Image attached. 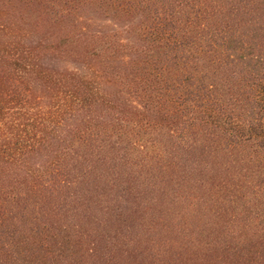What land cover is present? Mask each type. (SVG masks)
Masks as SVG:
<instances>
[{
  "label": "trees",
  "instance_id": "16d2710c",
  "mask_svg": "<svg viewBox=\"0 0 264 264\" xmlns=\"http://www.w3.org/2000/svg\"><path fill=\"white\" fill-rule=\"evenodd\" d=\"M53 2L0 8V264H264V0Z\"/></svg>",
  "mask_w": 264,
  "mask_h": 264
},
{
  "label": "rangeland",
  "instance_id": "374dc122",
  "mask_svg": "<svg viewBox=\"0 0 264 264\" xmlns=\"http://www.w3.org/2000/svg\"><path fill=\"white\" fill-rule=\"evenodd\" d=\"M54 4L56 5L53 0H0L1 10L4 11V9H6L9 18L13 21L15 20L16 24L22 29V31H26L28 35L29 33L33 32L32 28H36V33L33 34V39H36L38 36H44L43 38H47L48 36L52 42L55 41L54 35L56 33V31L51 27L55 17L53 13L47 14V11H52V9H55ZM88 14L91 13L88 9H86L82 16L84 17ZM99 19H103L102 22L105 24H108L110 21L106 16H100ZM99 23L101 22L99 21ZM105 24L101 25V31L105 32L108 30V25ZM67 43L75 52H80L82 50L78 45H76L75 41H72V39ZM75 45L78 47H75ZM83 73H85L87 77L94 79L99 86V80L93 77L89 71H83ZM103 86L108 87V90L112 89L110 88V85H104V83H102V87Z\"/></svg>",
  "mask_w": 264,
  "mask_h": 264
}]
</instances>
